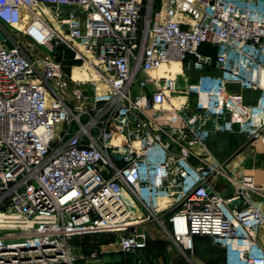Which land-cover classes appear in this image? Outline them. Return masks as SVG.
Instances as JSON below:
<instances>
[{"label":"built area","instance_id":"2783aa9c","mask_svg":"<svg viewBox=\"0 0 264 264\" xmlns=\"http://www.w3.org/2000/svg\"><path fill=\"white\" fill-rule=\"evenodd\" d=\"M219 134L264 146V0H0V264L98 263L72 240L109 232L129 255L147 224L264 264V183Z\"/></svg>","mask_w":264,"mask_h":264},{"label":"crops","instance_id":"0c3cea01","mask_svg":"<svg viewBox=\"0 0 264 264\" xmlns=\"http://www.w3.org/2000/svg\"><path fill=\"white\" fill-rule=\"evenodd\" d=\"M246 94L248 98L255 95L250 91L246 92ZM208 145L214 153L217 152V145L214 142L213 137L209 139ZM249 147L251 148L245 155L240 156V151L235 149L234 152L231 155H228L225 160H229L230 164L232 165L239 163L242 158H245L247 169L254 174L256 181L259 183H264V153L261 152L264 150V146L259 142H255L245 146V148ZM255 150L257 152L256 161H254L252 157ZM215 186L216 189L224 195H230L233 191L231 184H229L226 178L223 176H218L216 178ZM146 227L150 234L147 246L143 250L129 254V259H127L125 263L131 261L130 257H134L133 261L136 264H148V262L151 261L152 264H198V259H206L207 255L209 254V249H211L212 253L215 252L212 259L214 260V263L211 264H222L224 262L223 248L220 245L214 243L210 237L196 236L194 249L188 251L187 254H184L179 248L166 240L157 227L152 224H147ZM78 252L83 254V252L79 250ZM199 253H203L204 255L200 256ZM147 257L151 258V261H148ZM81 264L84 263L81 261Z\"/></svg>","mask_w":264,"mask_h":264},{"label":"rangeland","instance_id":"374dc122","mask_svg":"<svg viewBox=\"0 0 264 264\" xmlns=\"http://www.w3.org/2000/svg\"><path fill=\"white\" fill-rule=\"evenodd\" d=\"M187 72H191L192 79L197 77V72L192 70H186ZM220 136V137H219ZM213 136L214 142L217 145V152L215 154L217 157L225 161L228 155H231L235 149L240 151V156L245 155L251 147L245 148L246 143L248 142L249 138L245 135L241 134H221V135ZM261 152L264 153V150ZM247 166V163H246ZM139 231L143 230V226H139L137 228ZM116 234L115 233H102V234H90V235H83V236H76L72 240L73 247L76 250L83 252V254H89L93 249L103 250L100 252V261L98 263L93 264H136L133 260L134 257H130L128 263H125L127 259H129L128 255L123 254L117 247L116 241ZM78 248V249H77ZM209 249V254L207 255L206 259H198V264H211L214 263L213 255L215 252H211ZM200 256H203V253H199ZM128 256V257H127ZM148 261H151V258L147 257ZM131 262V263H130ZM154 263V262H153ZM148 264H152L148 262Z\"/></svg>","mask_w":264,"mask_h":264},{"label":"trees","instance_id":"16d2710c","mask_svg":"<svg viewBox=\"0 0 264 264\" xmlns=\"http://www.w3.org/2000/svg\"><path fill=\"white\" fill-rule=\"evenodd\" d=\"M202 50H203L204 52L210 53L211 55L214 54V50H213L211 47L204 46V47L202 48Z\"/></svg>","mask_w":264,"mask_h":264}]
</instances>
